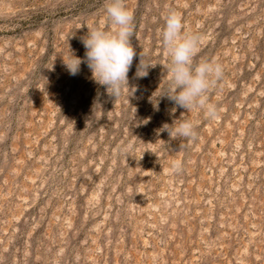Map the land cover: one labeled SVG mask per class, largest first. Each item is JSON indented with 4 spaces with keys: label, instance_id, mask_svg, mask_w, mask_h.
<instances>
[{
    "label": "rangeland",
    "instance_id": "obj_1",
    "mask_svg": "<svg viewBox=\"0 0 264 264\" xmlns=\"http://www.w3.org/2000/svg\"><path fill=\"white\" fill-rule=\"evenodd\" d=\"M108 3L0 0V264H264V0H125L137 57L118 98L64 63L112 31ZM170 10L196 62L223 66L215 119L159 98ZM180 118L195 141L158 132Z\"/></svg>",
    "mask_w": 264,
    "mask_h": 264
},
{
    "label": "clouds",
    "instance_id": "obj_2",
    "mask_svg": "<svg viewBox=\"0 0 264 264\" xmlns=\"http://www.w3.org/2000/svg\"><path fill=\"white\" fill-rule=\"evenodd\" d=\"M109 20L113 25L112 31L101 28L88 29L81 43L85 48L83 58L72 53L69 61L64 62L68 73L76 76L81 72V64H86L91 72L92 80L105 87L107 94L118 98L124 88H129L128 73L137 57L133 47L134 13L127 8L125 0H109L106 7ZM181 14L170 10L162 32L163 46L166 48L170 61L163 65L170 74V83L159 98H167L176 108L186 112L199 107L205 116L215 119L218 116L217 107L209 102V89L223 79V66L214 61L196 62L201 37L198 33H184ZM157 64L145 63L139 56V64L135 76L143 78L148 75L150 68ZM158 103L155 106L158 109ZM179 121V122H178ZM197 125L187 119L174 120L171 125L165 123L158 132H167L171 139L192 140L198 137ZM175 174L183 172V163L179 160L172 165Z\"/></svg>",
    "mask_w": 264,
    "mask_h": 264
}]
</instances>
